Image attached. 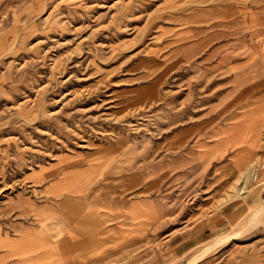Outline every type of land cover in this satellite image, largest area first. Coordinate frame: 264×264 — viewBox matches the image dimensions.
<instances>
[{
    "label": "rangeland",
    "instance_id": "rangeland-1",
    "mask_svg": "<svg viewBox=\"0 0 264 264\" xmlns=\"http://www.w3.org/2000/svg\"><path fill=\"white\" fill-rule=\"evenodd\" d=\"M259 156L264 0H0V264H264Z\"/></svg>",
    "mask_w": 264,
    "mask_h": 264
},
{
    "label": "bare ground",
    "instance_id": "bare-ground-1",
    "mask_svg": "<svg viewBox=\"0 0 264 264\" xmlns=\"http://www.w3.org/2000/svg\"><path fill=\"white\" fill-rule=\"evenodd\" d=\"M252 122H251V124H252ZM263 163H264V156H259V157L255 158V160L253 161V164H251L250 167L247 166V168H245V170L243 172L241 179L239 181L240 182V188H238L239 190H237V191H238L239 197L243 198L244 201L245 200L247 201L251 196H253L252 193L256 190L255 189L256 187H254L255 186L254 179L256 178L255 175H257V173H259V170H260ZM260 210H261V212L264 211V205L261 206ZM211 247L212 246H210V248Z\"/></svg>",
    "mask_w": 264,
    "mask_h": 264
}]
</instances>
